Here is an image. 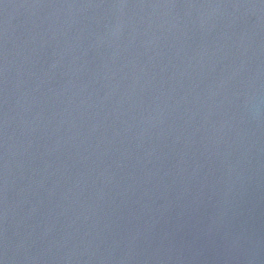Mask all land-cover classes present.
Instances as JSON below:
<instances>
[{
    "label": "water",
    "instance_id": "1",
    "mask_svg": "<svg viewBox=\"0 0 264 264\" xmlns=\"http://www.w3.org/2000/svg\"><path fill=\"white\" fill-rule=\"evenodd\" d=\"M0 264H264V0H0Z\"/></svg>",
    "mask_w": 264,
    "mask_h": 264
}]
</instances>
